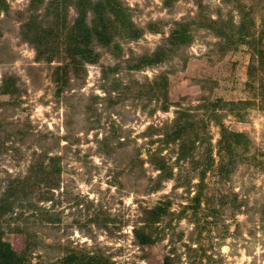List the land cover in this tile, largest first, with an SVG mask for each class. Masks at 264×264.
<instances>
[{
  "label": "rangeland",
  "instance_id": "374dc122",
  "mask_svg": "<svg viewBox=\"0 0 264 264\" xmlns=\"http://www.w3.org/2000/svg\"><path fill=\"white\" fill-rule=\"evenodd\" d=\"M96 1L0 0L4 239L23 264H264V0ZM83 15L105 36L72 58ZM182 112L204 143L180 159L158 128Z\"/></svg>",
  "mask_w": 264,
  "mask_h": 264
},
{
  "label": "trees",
  "instance_id": "16d2710c",
  "mask_svg": "<svg viewBox=\"0 0 264 264\" xmlns=\"http://www.w3.org/2000/svg\"><path fill=\"white\" fill-rule=\"evenodd\" d=\"M101 0H97L95 2V7L96 8H102L105 11H107L108 13L112 12L115 15H117L118 17V12H117V8L115 6V1L114 0H107V3L105 4V6H103L100 3ZM81 5V6H80ZM78 5L77 7L79 8V11L81 14H84L86 11L85 9L82 8V4ZM113 5V6H112ZM84 15L79 17L78 20L75 22V24H73L69 30L67 31V35L66 38L64 39V45L66 50L68 49L70 51V53L72 52L71 57L75 58V56L77 54H81V57H84V54L88 53L89 49H88V45L91 42L92 38L94 36H97V38L99 40L104 39L103 35H104V31L102 30H96V29H92L89 28L88 26L85 24L84 19H83ZM86 17V16H85ZM36 31V30H35ZM107 35V33H106ZM176 35H180L182 37L183 36V31H174L172 32V35L170 37V40L172 39V37L176 36ZM105 36V35H104ZM162 78L166 79L164 77V75H161ZM166 81L165 83H167V79L164 80ZM166 86V85H165ZM164 87L161 86V88ZM165 92L166 89L164 87ZM4 92H10L8 87H6L4 89ZM219 100H217L216 102H218ZM182 114L185 116L184 118H182V116L180 115V113L172 120L171 124L168 126L166 125L165 128L162 129L158 128V132L160 135H162L164 138L162 139L166 144H169L171 142H179V158H187L189 156V154L194 151L197 148L196 143L200 139L199 137V133L197 132L198 128H195V123L193 122V118H190L189 114H184V112H182ZM193 117V116H192ZM219 123V122H218ZM221 124V123H219ZM228 132V134H230V139L233 140V142L236 140V143L239 141V138L241 137V133H236V132H230L228 131L225 127H223V134ZM193 133V136H192ZM222 141V140H221ZM201 143V142H200ZM199 143V144H200ZM202 143H204V140H202ZM211 145V143H210ZM215 160L213 158V156L211 155L208 159V163H213ZM155 166L158 169L161 170H166V166H165V162L162 159H153V161ZM212 166V164H211ZM41 170L45 168V166H43V164H40ZM47 167V166H46ZM206 171V170H205ZM205 171H204V175H205ZM168 175V174H167ZM203 178V177H201ZM50 188H55V186L53 187L52 185H49ZM25 187H21L20 189H18L19 191H21L23 193V197L26 195V193L24 192ZM196 206L195 207H199L200 203H201V191L199 192V194L195 195L194 199ZM12 204V203H11ZM10 205H8V208H11L10 211H14V208ZM17 206L19 208H24L26 207L24 204L22 203H18ZM15 207V206H14ZM157 209L159 211H164L166 212V209L161 210V207H157ZM156 211V210H155ZM154 211V212H155ZM157 213V212H156ZM23 213H20V216H22ZM27 225H19L16 227V231L17 232H26L27 230ZM5 237V232L2 226V223L0 222V264H13L14 263H18V264H23V258L20 256V254L18 253V251L14 248V246L9 242L6 241L4 239ZM148 238H146L145 240H147ZM25 249V248H24ZM29 249H26V251ZM74 259V258H73ZM71 259V261L73 260ZM96 260V257L94 258ZM29 264H32L31 262H29Z\"/></svg>",
  "mask_w": 264,
  "mask_h": 264
}]
</instances>
